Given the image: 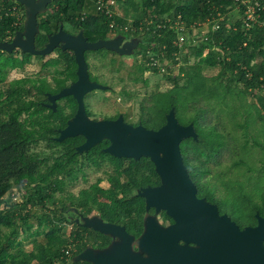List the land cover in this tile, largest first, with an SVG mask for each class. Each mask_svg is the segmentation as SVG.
Returning <instances> with one entry per match:
<instances>
[{
	"label": "trees",
	"instance_id": "trees-1",
	"mask_svg": "<svg viewBox=\"0 0 264 264\" xmlns=\"http://www.w3.org/2000/svg\"><path fill=\"white\" fill-rule=\"evenodd\" d=\"M116 1L120 17H108L97 11L95 0H51L47 12L38 15L36 48L43 47L47 34L57 31L61 23L68 24L74 31L82 30L88 41H96L109 36L110 22L125 25L129 18L132 19L134 31L118 32L139 40L133 51L135 60L126 71L127 79L146 86L145 73L149 72L170 83L166 90L150 92L148 104L140 102L139 120L147 128L158 129L165 123V116L171 108H174L175 116L185 111L187 114L183 120H177L183 125L193 123L197 139H184L180 150L183 163L196 185L197 196L216 204L219 212L228 216V208L239 215H244L241 211L248 208L247 220L233 221L240 228L255 225V214L264 216V139L251 131L256 124L264 127V28L254 27L248 35L238 29H228L225 24H232L230 15L226 14L228 2L214 0L215 6L225 15L224 22L218 30L208 29L196 45L187 46V52L183 53L173 43L175 30L168 25L157 28V22L163 17L173 19L179 14L187 25L201 21L213 13L204 0ZM12 7L21 12L24 9L12 0H0V42L9 41L16 30L23 29L25 14H22V23L15 24L16 17L9 11ZM144 19L151 20V23H144ZM140 21H143L141 30L137 28ZM233 24L238 26L239 21ZM93 51L106 52L97 53L98 62H104V66L112 67L115 72L124 70L123 61L107 58V50H91L85 57ZM56 52L58 56L55 59L41 65V70H44L46 65L54 64L51 80L48 77L7 80L9 71L23 68L30 54H25L21 60L6 54L0 62V264H57L68 241L62 230L68 222L63 214L68 206L77 208L83 215L95 213L109 221L117 219L135 238L139 237L145 208L142 197L135 195L134 191L139 186L158 182L154 166L143 158L145 164L144 161H132L125 171L132 182L128 188L120 185L116 175L108 174V181L114 185L112 188L98 186V178L77 195L68 192L66 180L78 174L84 176V161H78L79 158L86 159L88 166L97 171L104 157L111 156L100 150L107 144L106 140L80 156L73 148L82 141L80 135L61 142L52 139L56 135L54 129L64 125L58 120L71 117L76 109L72 96L58 99L55 111L42 105L47 101L46 93L55 94L77 78L73 52L60 49ZM175 52L180 54L177 68ZM0 54L4 51L0 50ZM150 57L159 62L168 60L165 72H160L159 66L151 65ZM203 69H217V72L206 76ZM121 94H125V100L136 95L125 88ZM237 101L239 108L243 105L247 110L234 111L232 132L225 121L221 129L217 124L203 123L205 115L216 112L217 107ZM204 126H209L210 130L201 132L199 129ZM256 151L261 156H256V163L249 165L248 157L254 158L251 153ZM224 154L230 158L227 167L217 161ZM210 162L216 164L212 169L208 166ZM237 171L255 179L261 178L258 193L254 187L247 186L246 189L242 182L233 184L229 176ZM209 173H213L211 176L222 187L220 190L211 183V178L206 177ZM14 189L22 191L18 202L11 196ZM99 195L106 200L99 201ZM164 218L169 219L167 215ZM20 233H26L24 238L31 237V250L23 249L22 241L18 239ZM69 236L72 242L77 241L71 264H89L75 262L73 258L87 246L102 248L108 243L107 237L85 227L75 228Z\"/></svg>",
	"mask_w": 264,
	"mask_h": 264
},
{
	"label": "water",
	"instance_id": "water-1",
	"mask_svg": "<svg viewBox=\"0 0 264 264\" xmlns=\"http://www.w3.org/2000/svg\"><path fill=\"white\" fill-rule=\"evenodd\" d=\"M25 11L23 29L12 39L0 42V50L11 52L19 48L23 53L48 55L60 46L73 52L76 63V80L55 94L47 93V108L56 109V101L72 96L77 109L66 126L60 130L57 141L81 135L85 141L75 148L79 154L88 151L102 140H109L104 152L118 158L147 157L154 165L160 184L139 190L145 199L146 210L165 211L173 223L162 226L154 216H146L139 237L129 234L123 226L103 222L99 216L79 215L81 223L113 241L104 248L87 246L74 256L75 262L89 264H264V216L255 214L256 224L240 228L217 205L198 197L196 186L183 163L180 143L186 138L197 139L193 123L178 122L174 108L165 116L158 129L141 124H126L119 115L114 121L92 120L84 105V96L93 90H106L89 79L85 51L105 48L119 55H130L139 40L123 42L121 35L108 40L87 42L82 30L68 34L60 24L56 33L48 35L46 44L36 49L37 16L46 11L51 0H12ZM180 241L182 243H180ZM191 244V245H190Z\"/></svg>",
	"mask_w": 264,
	"mask_h": 264
},
{
	"label": "rangeland",
	"instance_id": "rangeland-1",
	"mask_svg": "<svg viewBox=\"0 0 264 264\" xmlns=\"http://www.w3.org/2000/svg\"><path fill=\"white\" fill-rule=\"evenodd\" d=\"M64 26H65L64 28L67 29L68 31L74 32V29L70 27L68 24H65ZM123 36H124L123 42L128 41L130 39L127 35H123ZM97 53L105 54L106 52L105 51H102V52L93 51L87 54L89 67H90V76L94 80H98L99 83H107V85L111 86L113 90L112 91L108 90L106 92L104 90H95V91H91L87 93L84 96L85 108L86 110H88V113L92 118L93 117L98 118L101 116V114L102 115L112 114L115 111L114 109H121L122 111H127L130 118L136 121L140 116V111H141L140 102H142L143 104H148L149 100L147 97L150 92H152L155 89L162 91L170 87L169 85L170 83H168L165 80L161 81L160 76L150 74L149 72L145 73V77L147 79L146 86H144L143 83L141 82H136V83L131 82L126 77V71L129 69L131 65L130 63H132L135 59H133L132 61L131 60L132 58L128 57L129 55H123L125 56L122 58L124 70L115 72L113 69H111L112 67L110 68V66H104L105 65L104 62L103 63L98 62ZM108 57H110V55ZM3 60H4V54H0V62ZM35 69L36 67L34 66L33 62H31L30 64L25 65V67L21 70L11 71L10 74L8 75V79L17 78L24 74L34 73ZM202 72L206 76H211V75L216 74L217 69L216 70L215 69H203ZM123 88H125L127 91H131L135 93L136 95L132 97L131 99H127V100L123 99V97L125 96V94H121V90ZM248 100L251 101L252 97L249 96ZM237 105L238 107L236 108L235 106ZM242 106L243 105H241V107L239 108L238 101L237 103H234L232 105L230 104L227 106H219L217 107L216 112H212V113L210 112L207 114V116L205 115V120L203 123L204 124L211 123L213 125L217 124L219 125V129H221L222 125H224L223 122L225 121L226 127L229 129L230 132H232V130H234L233 113L234 111H236L237 113H240L239 110L242 111L244 109ZM244 110L246 111L247 109L245 108ZM185 114H187L185 113V111H181V113L177 114L176 117L178 120L182 121L183 120L182 117H185ZM224 118L228 120L226 121L224 120ZM203 129L200 128L199 130L201 132H207L208 129L210 130L209 126H204ZM251 131L254 132V134L257 135L259 138L264 139V127L262 124H258V125L256 124L255 126L253 125ZM237 138H239V136H237ZM251 154L254 156V158L248 157L249 165L256 163L255 162L257 160L256 156H261L260 154H258V151L252 152ZM217 161H218V164L220 163L224 167H227V165L230 162V158L226 154H224V156H220L217 159ZM214 165L216 164H213L212 162L208 164L210 169H212ZM214 171H216V168L214 169ZM96 172L97 171H93L91 169L87 170L86 174L88 176L87 178L88 183L93 181L96 175L100 174L99 172L97 173ZM213 173H211V175H213ZM206 175H207L206 177L211 178L210 179L211 183H215L218 186V190L222 188L217 182V180L213 179L210 173ZM230 178L233 179L232 182L234 185H236L235 182L238 181V182H242L245 185L246 189L248 188L247 186L254 187L255 193H258L259 186L262 183L261 178L257 177L255 179V177H250V176L241 174V172H238V171L236 173H233L232 176H229V179ZM86 185L87 183L77 182L73 184L71 189L76 192L77 189L81 187H85ZM49 204L50 203L48 201L47 202L48 207H49ZM242 207H243V204H242ZM244 210L245 209L241 211V213H243L244 215H241V214L239 215L238 212H236L235 210L231 208L227 209V211L230 213L229 216L232 217V220L234 221H237V219L247 220L248 208L245 211ZM64 230L68 232V227L65 226ZM24 236H26V233H20L18 236V239L22 241V247L24 250H27V251L31 250L32 249L31 237L24 238ZM38 239L40 240L42 238L38 237Z\"/></svg>",
	"mask_w": 264,
	"mask_h": 264
},
{
	"label": "flooded vegetation",
	"instance_id": "flooded-vegetation-1",
	"mask_svg": "<svg viewBox=\"0 0 264 264\" xmlns=\"http://www.w3.org/2000/svg\"><path fill=\"white\" fill-rule=\"evenodd\" d=\"M47 9H48V5H47ZM47 9H46V11L44 12V13H46L47 12ZM22 13H24L25 14V11H24V9H23V11H22ZM37 19H38V16H37ZM62 25H63V30L66 32V33H68V34H77L80 30H78V31H74V32H70V31H68L67 29H65L64 27V24L63 23H61ZM60 26V25H59ZM110 28V27H109ZM111 30V33L109 34V36L108 37H106V38H100V39H97V40H108V39H111V38H114V37H116L117 35H121L122 37H124L122 34H119V33H116V32H113V30L112 29H110ZM16 31H19V30H16ZM15 31V32H16ZM58 31V30H57ZM57 31H55V32H53V33H50V34H47V39H46V42H47V40H48V35H51V34H54V33H56ZM82 34H83V32H82ZM83 37L86 39V41L87 42H95V41H88L87 40V38L83 35ZM12 39V38H11ZM10 39V40H11ZM9 40V41H10ZM96 40V41H97ZM9 41H7V42H9ZM46 42L44 43V45L46 44ZM43 45V46H44ZM34 46H35V48H36V45H35V42H34ZM42 48V47H41ZM36 49H40V47L39 48H36ZM57 49H60V46L59 47H57V48H55L54 50H53V52L52 53H50V54H48V55H44V56H42V55H32V54H30L28 57V59H29V61L27 62V63H25L24 65H23V68L25 67V65H27V64H30L31 62H33V64H34V66L36 67V69H35V71H34V73H31V74H24V75H22V76H20V77H17V78H28V79H33V78H37V77H48L49 79L48 80H51L50 79V77H51V75L50 74H53V72H54V70H55V66H54V64H49L48 66L46 65L45 67H44V70H41V65L43 64V63H45V62H48V61H50V60H52V59H55L57 56H58V54H57V52H56V50ZM101 49H104V50H107V49H105V48H101ZM135 49V48H134ZM134 49L132 50V53L128 56V57H130V58H132L131 60L133 61V59H134V56H133V51H134ZM61 50V49H60ZM88 51H91V50H88ZM88 51H85V53H84V57H85V54L88 52ZM107 54H106V56L108 57L109 55H110V57H113V58H116V60H121L122 61V58L123 57H125V56H123V55H119L118 53H116V52H114V51H112V50H107ZM6 54H10V55H12V57H16V58H18V59H23L24 58V55L25 54H29V53H23L19 48H16V49H14L13 51H11V52H6V51H4V55H6ZM85 60H86V63H87V66H88V74H89V79L90 80H92V81H96V82H98L99 83V81L98 80H94V79H92L91 77H90V67H89V62H88V56L87 57H85ZM131 64V63H130ZM77 67V66H76ZM23 68H21V69H23ZM21 69H17V68H15V69H11L10 71H9V73L7 74V80L8 81H10V80H12V79H14V78H10V79H8V75L10 74V72L11 71H13V70H21ZM48 69L50 70V72H48ZM40 73V74H39ZM39 74V75H38ZM92 74V73H91ZM100 84H102V85H107V83H100ZM108 86V88L106 89V90H104L105 92L106 91H108V90H113V88L111 87V86H109V85H107ZM93 91H95V90H93ZM47 94V93H46ZM47 99V98H46ZM103 102H105V101H103ZM48 104V100L47 101H45V102H42V105L44 106V107H46V105ZM57 101H56V106H57ZM61 105H63V103H61ZM76 109H77V104H76ZM76 109H75V112H76ZM85 110H86V108H85ZM115 111L112 113V114H101V116L100 117H98V118H95V117H91L90 115H89V113H88V110H86V114L88 115V117L89 118H91L92 120H95V121H98V120H111V121H114V120H116L117 118H118V116L119 115H121L122 116V120H123V122L124 123H126V124H129V125H132V126H136V125H138V124H141V125H143L142 123H141V121L139 120V118L135 121V120H133L132 118H130V116L128 115V112L127 111H122L121 109H114ZM55 111V110H54ZM75 112H74V114H75ZM73 114V115H74ZM91 114H92V112H91ZM72 115V116H73ZM72 116L71 117H69V118H67V119H65L64 121L63 120H58L59 122H62L61 124H64L62 127H56L54 130H55V132H56V135H54V136H52V139L53 140H55V141H57V137L59 136V132H60V130H62L65 126H66V124H67V122L72 118ZM144 126V125H143ZM145 127V126H144ZM147 128V127H146ZM148 129H151V128H148ZM81 136V135H80ZM82 137V141H80V143L79 144H77V145H75L73 148L75 149L77 146H79L80 144H82L84 141H85V138L83 137V136H81ZM104 140H106L107 141V144L105 145V146H102V147H100V150H102L103 152H104V148H106L108 145H109V140H107V139H104ZM104 140H102L101 142H103ZM57 142H61V141H57ZM100 142V143H101ZM99 143V144H100ZM98 145V144H97ZM91 149V148H90ZM76 152V151H75ZM87 152V151H86ZM86 152H83V153H81V154H79L80 156L81 155H83L84 153H86ZM77 153V152H76ZM104 153H106V152H104ZM106 154H108L109 156H111V158L110 157H108V156H106V157H104V160L102 161L103 162V164H102V166L99 168V170H97V172H99L100 174L99 175H96L95 176V179L93 180V181H91V182H89L88 183V181H87V178H88V176H87V170H93V171H95V169H94V167L93 166H91V167H89L88 165H89V163H88V161L86 160V159H81V158H79L78 159V161H81V160H83L84 161V165H83V167H82V172H83V174H84V176L82 175V174H78L77 176H74L71 180H66V187H67V190H68V192H70V193H73V194H75V195H77V193L81 190V189H83V188H87V187H89V186H91L93 183H95L96 181H97V179L98 178H100V180L98 181V186H100L101 188H103V189H108V188H112V186H114V185H111V183H110V181H108V177H107V175L108 174H112V175H116L117 176V178L120 180V185H122V184H124V186L125 187H129L130 186V184L132 183L130 180H129V178L125 175V171L128 169V167L132 164V161H140V162H143L144 160H143V158H146V159H148L149 160V162L153 165V163L150 161V159L149 158H147V157H140L138 160H135V159H133V158H118V157H115V156H113V155H110L109 153H106ZM113 158H118V159H121L120 161H114L113 160ZM145 162L146 161H144V164H145ZM114 163V164H113ZM154 166V165H153ZM106 171V173H104ZM187 171H188V169H187ZM96 172V173H97ZM189 174V173H188ZM158 176V175H157ZM60 177V176H59ZM77 182H82V183H87V185L85 186V187H81V188H79V189H77V191L75 192V191H73L72 189H71V187L73 186V184H75V183H77ZM160 184V180H159V177H158V182L156 183V184H153V185H145V186H139L137 189H135V195H138V192H139V190H141V189H143V188H145V187H148V186H151V187H154V186H157V185H159ZM196 186V185H195ZM196 190H197V188H196ZM196 194H197V191H196ZM56 196H58V193H56L55 194ZM118 196L119 197H121L122 196V194L121 193H119L118 194ZM139 197H141L140 195H138ZM142 199H143V203H144V208H145V211H144V214H143V216H142V231H143V228H144V219H145V217L146 216H154V217H156V220L158 221V223L160 224V225H162V226H168V225H170V224H172L173 223V220L168 216V218L169 219H165L164 218V215H166L165 214V211H163V210H160L159 212H157L156 213V211H155V209L154 208H149L148 210H146V207H145V199L142 197ZM98 200L100 201V200H106L105 198H103L101 195H99V197H98ZM61 209V208H60ZM62 210V209H61ZM63 214L66 216V218H67V223L64 225V226H62L63 228H62V230L63 231H65L66 232V230H64V228H65V226H67L68 227V232L70 233L71 231H73L75 228H77V227H84L83 225H82V223H81V219L79 218V215H82V216H86V217H91V216H93V215H97V216H99L98 214H91V215H83L77 208H75V207H72V206H68L65 210H63ZM100 217V219L103 221V222H106V223H111V224H116V225H120V226H123L124 228H125V230L128 232V230L126 229V227L121 223V221L119 222L117 219L116 220H114V221H109V220H107V219H105V218H103V217H101V216H99ZM86 228V227H85ZM91 229V228H90ZM129 233V232H128ZM129 234H131V235H133L132 233H129ZM103 235V234H102ZM105 237H107L108 238V243L105 245V246H103L102 248H104V247H106V246H108L112 241H113V239L111 238V236H107V235H104ZM134 236V235H133ZM180 243H182L181 241H180ZM191 245V244H190Z\"/></svg>",
	"mask_w": 264,
	"mask_h": 264
},
{
	"label": "built area",
	"instance_id": "built-area-1",
	"mask_svg": "<svg viewBox=\"0 0 264 264\" xmlns=\"http://www.w3.org/2000/svg\"><path fill=\"white\" fill-rule=\"evenodd\" d=\"M206 4L209 5L210 9L213 10V13L208 14L205 19L201 21H194L191 24L187 25L184 20H182L181 15H177L175 18L171 17H163V19L158 20L156 27H166L167 25L175 30L176 38L173 40V43L179 48V51L182 50L183 53L187 52L186 47L196 45L201 36L205 35L208 29L212 31L218 30L222 22H224L225 15L220 12V10L215 6L214 0H204ZM228 3L225 5L227 9L228 15H230V20L233 22L239 21V25H232L230 23H226L225 27L232 30H240L243 34H249L252 28L254 27H263L264 28V0H225ZM222 7V4L219 5ZM96 10L100 13L112 17L118 16L120 17V11L117 7L116 0H95ZM10 13L15 15L16 22L15 24L22 23V12L16 9V7H12L9 10ZM24 22V21H23ZM132 19H128V23L125 25H119L118 23L110 22L109 27L113 30V32L120 31H134L135 28L132 26ZM143 21H140V26L138 29H142ZM144 23L149 24L151 20L144 19ZM246 42H243L245 45ZM207 50L205 51V53ZM175 59L178 61L176 67L180 65V54L174 53ZM152 61V62H151ZM168 60L163 62H159L157 59L150 57V64H155L160 67V72H165V66L168 64ZM20 190L14 189L11 193L12 199L15 202L20 201L21 196ZM69 232H65V236L68 238L67 244L61 250L60 261L57 264H71V257L73 251H75V244L77 241H73L70 239Z\"/></svg>",
	"mask_w": 264,
	"mask_h": 264
}]
</instances>
